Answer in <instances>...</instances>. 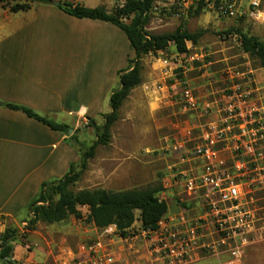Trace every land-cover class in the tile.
<instances>
[{"label":"crops","instance_id":"obj_1","mask_svg":"<svg viewBox=\"0 0 264 264\" xmlns=\"http://www.w3.org/2000/svg\"><path fill=\"white\" fill-rule=\"evenodd\" d=\"M88 1L58 2L90 8L105 6L108 10L119 5L96 6ZM192 46L195 45L188 42V49ZM162 53L177 50L171 45L167 51L159 52L154 62L150 60L153 54L143 58L142 84L125 100L119 120L112 127V191L141 189L156 182L165 187L172 180L171 168L177 155L170 143L198 119L187 114L169 135L175 115L169 97L174 89L181 90L184 83L195 90L213 84L193 69L165 81L159 61ZM133 56L126 34L109 22L75 18L54 4H38L18 13L11 12L10 5L4 8L0 4V221L26 223L30 216L28 206L41 185L62 179L70 165L80 161L70 136L87 130L90 119L96 123L104 121L103 115L111 112L113 91L120 87L118 72L128 67ZM212 86L204 91L206 98L207 91L212 95L209 98L214 99L224 87ZM257 91L261 95L259 88ZM6 104L23 106L66 124L73 133L55 131ZM168 193L171 199V203L167 200L168 215L177 214L181 207L175 197L176 188ZM84 210L83 219L71 217L55 224L39 222L25 242L16 243L15 260L72 264L77 259L88 264L89 254L83 248L102 242L115 250L118 264L130 260L131 264H160L141 239L125 244L115 237V226L98 229L93 223H85L88 209ZM135 227L140 228L141 223L137 222Z\"/></svg>","mask_w":264,"mask_h":264},{"label":"built area","instance_id":"obj_2","mask_svg":"<svg viewBox=\"0 0 264 264\" xmlns=\"http://www.w3.org/2000/svg\"><path fill=\"white\" fill-rule=\"evenodd\" d=\"M201 2L223 18L264 20L261 0H155L153 13L162 8L190 9ZM188 50L160 55L163 77L178 78L193 69L213 82L217 73L209 53L197 46ZM219 74L231 85L221 88L214 100L201 98L189 83L182 85L179 97L172 96L183 114L198 119L170 143L177 162L171 168L172 180L160 194L167 201L166 191L176 188L181 209L154 230L140 227L126 238L115 235L125 244L141 239L160 264H192L208 257L218 258L220 264H243L246 250L264 240V108L255 91L243 86L255 82L251 71L232 66ZM83 250L89 254L88 264L117 262L115 250L102 242ZM10 262L38 264L17 262L14 256ZM72 264L82 262L76 259Z\"/></svg>","mask_w":264,"mask_h":264},{"label":"trees","instance_id":"obj_3","mask_svg":"<svg viewBox=\"0 0 264 264\" xmlns=\"http://www.w3.org/2000/svg\"><path fill=\"white\" fill-rule=\"evenodd\" d=\"M55 0H0V4L10 5V11L18 13L28 11L33 4L51 6ZM155 0H125L112 10L105 6L90 8L81 4L63 2L58 7L66 14L80 19H92L109 22L120 28L127 36L134 50V57L128 61V67L118 72L120 87L113 91L110 99L111 112L103 115V124L97 125L93 119L89 120L86 128H94L96 138L88 145L78 139L76 134L70 136L78 149L80 161L70 165L69 172L59 180H51L41 185L40 192L30 202L29 219L24 232L8 228L0 233V264H12L10 258L14 256L15 245L18 241L25 242L29 234L36 229L39 222L55 224L64 222L71 217L83 219L82 208H87L86 221L93 223L98 229L115 226L117 234L128 237L136 229L135 224L141 223L143 229H156L158 223L169 213V204L160 199L164 191L161 183L141 189L126 191H111L106 189H84L78 192L71 190L86 172L89 161L96 156L97 148L107 147L112 140V127L119 120V111L133 89L142 84V60L144 57L161 51H167L173 45L180 54H188V42L198 47L201 32L192 33L180 27L174 32L152 34L146 27L153 16ZM203 2L190 8L189 13L196 15L206 11ZM236 33L240 48L250 57L261 60L264 67V42L256 36L249 35L240 29L224 33L230 36ZM12 110L24 112L27 116L47 125L55 131L69 134L70 127L42 117L33 110L6 104Z\"/></svg>","mask_w":264,"mask_h":264},{"label":"rangeland","instance_id":"obj_4","mask_svg":"<svg viewBox=\"0 0 264 264\" xmlns=\"http://www.w3.org/2000/svg\"><path fill=\"white\" fill-rule=\"evenodd\" d=\"M123 1L125 0H89L88 2L95 4L96 6L105 3L109 7H113L116 4L122 3ZM37 5L38 4H33V7ZM3 7L7 8L8 5H3ZM261 9L264 12V0H261ZM189 10L190 9H187L186 7H178L171 10L168 8H162L157 13H153L151 21L146 27V31L152 34H162L174 32L180 27H183L192 33L202 31L203 35L199 39L198 47L209 53L210 58L214 63V65L211 66L212 71L217 73V77H215L213 84H208V86L205 87L208 88L213 85L212 87L215 89L217 87L231 85L230 82L227 84H223V82H221L219 72L226 67L237 66L242 72H252L255 82L250 85L244 82L242 83H244V88H251L255 91L254 95L258 100V104L260 107L264 108V89H262L264 88V67L261 60L255 57H250L249 55L242 52L236 33L232 32L233 34L230 36H226L224 34L230 30L240 29L249 35L258 37L264 42V20L254 21L250 18L233 20L220 17L214 12L208 10L202 12L199 15L194 13L190 14ZM156 59L157 55H152L150 58L152 62H154ZM167 80L168 79H165V81ZM165 84H168L169 86V82ZM118 86H120V83ZM206 88H200V90L196 89V93L203 99L214 100L213 98H209L212 96L210 90L209 92H206L209 97L206 98L204 96V91H206ZM257 88L260 89L261 95H259ZM180 93L181 90H179V88H177V90L174 89L172 96L176 95L175 97H179ZM172 96L169 98L171 100V104L174 105L172 112L175 113V115L173 116V126H171V129L169 130V135L173 134V131H175L172 127H174L180 121H184V118L187 117V114L180 112V108L172 100ZM103 122H97V125H102ZM95 134L94 128H88L85 131H77L76 136L78 139L84 140L88 145H90L91 142L96 138ZM157 183L160 182H156L154 184L156 185ZM84 189H106L112 191V145L107 147L100 146L97 148L96 156L89 161L86 172L82 175L81 179L73 187H71V190L74 192ZM166 192L169 197L168 190ZM175 197L177 198V196ZM168 202L171 203L170 198H168ZM83 212H85V210ZM72 218L73 220H77L75 217ZM84 222L87 223V221ZM26 225L27 223H19L18 225L17 222L4 223V221H0V233L4 232L8 228L18 229L21 233H23ZM204 259L205 260H203L202 263H199L220 264L219 259L216 257H208ZM198 261H196V263ZM127 263L131 264L132 262L131 260L128 262H123V264ZM116 264H118V262H116ZM192 264H195V262ZM243 264H264V240L248 248Z\"/></svg>","mask_w":264,"mask_h":264},{"label":"water","instance_id":"obj_5","mask_svg":"<svg viewBox=\"0 0 264 264\" xmlns=\"http://www.w3.org/2000/svg\"><path fill=\"white\" fill-rule=\"evenodd\" d=\"M53 4H54L55 6H57V7L60 6V2H58V1L53 2ZM69 133L72 134V133H73V130L70 129V130H69Z\"/></svg>","mask_w":264,"mask_h":264}]
</instances>
